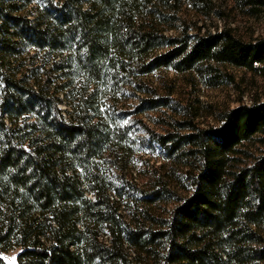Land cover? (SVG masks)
Wrapping results in <instances>:
<instances>
[{
	"label": "trees",
	"instance_id": "trees-1",
	"mask_svg": "<svg viewBox=\"0 0 264 264\" xmlns=\"http://www.w3.org/2000/svg\"><path fill=\"white\" fill-rule=\"evenodd\" d=\"M262 24L264 0H0V264H264V93L167 74L264 78Z\"/></svg>",
	"mask_w": 264,
	"mask_h": 264
},
{
	"label": "rangeland",
	"instance_id": "rangeland-1",
	"mask_svg": "<svg viewBox=\"0 0 264 264\" xmlns=\"http://www.w3.org/2000/svg\"><path fill=\"white\" fill-rule=\"evenodd\" d=\"M260 33L264 35V25L262 24L258 29ZM236 74V83L223 84L218 87H209L201 83L199 79L186 83L182 76H177L174 71H168V75L175 78L177 89H191V98L195 100L197 97L203 103L214 104L217 107L224 105L235 106L240 102L250 103L252 98L257 95H263L264 93V78L259 76H253L251 73L242 72L233 69ZM62 108H66V102L60 103ZM214 121L212 118H209ZM127 121V120H126ZM204 125L206 124L205 119ZM139 146V145H138ZM149 151V150H148ZM158 150L156 151V153ZM19 248H13L4 253L8 264H16V256Z\"/></svg>",
	"mask_w": 264,
	"mask_h": 264
}]
</instances>
